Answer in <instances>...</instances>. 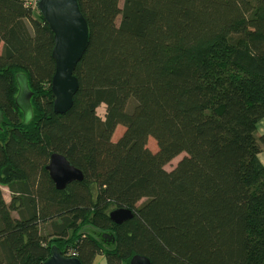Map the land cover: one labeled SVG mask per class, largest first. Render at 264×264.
Segmentation results:
<instances>
[{"label":"trees","instance_id":"1","mask_svg":"<svg viewBox=\"0 0 264 264\" xmlns=\"http://www.w3.org/2000/svg\"><path fill=\"white\" fill-rule=\"evenodd\" d=\"M119 2L78 0L89 43L60 114L53 33L36 3L0 0V264H42L52 245L82 264L136 254L151 264H264V0ZM19 72L32 92L28 123L14 102ZM54 152L83 179L57 189L45 168ZM116 208L133 216L116 224Z\"/></svg>","mask_w":264,"mask_h":264},{"label":"water","instance_id":"2","mask_svg":"<svg viewBox=\"0 0 264 264\" xmlns=\"http://www.w3.org/2000/svg\"><path fill=\"white\" fill-rule=\"evenodd\" d=\"M40 15L53 33L54 46L51 52L55 63L54 73L50 83L53 98V111L64 113L70 109L73 96L78 89V80L74 75L77 63L85 53L90 36V27L81 12L78 0H38L36 2ZM18 91L14 98L16 106L22 112L23 123L32 119L31 97L32 92L28 85L25 73L19 72L15 76ZM3 121V112L0 110V123ZM49 177L57 189L64 188L72 181H81L83 173L73 166L67 158L57 152L50 155L46 165ZM8 177L9 166L2 169ZM132 210L116 208L110 211L109 217L116 224L130 219ZM102 237L113 242V235L104 233ZM42 264H82L77 257H69L62 250L52 245L50 255ZM128 264H151L143 255H133Z\"/></svg>","mask_w":264,"mask_h":264},{"label":"rangeland","instance_id":"3","mask_svg":"<svg viewBox=\"0 0 264 264\" xmlns=\"http://www.w3.org/2000/svg\"><path fill=\"white\" fill-rule=\"evenodd\" d=\"M29 3L32 4V6L35 8V3L37 0H27ZM119 5L121 6L122 5V0H120L119 2ZM120 20V16H118L116 18V23L118 24ZM133 101L130 100V104L132 103ZM97 114L103 119L104 118V114H105V104H100L98 107H97ZM124 128L122 125H117V127L115 128V131L113 133V136H112V140L115 141L120 135L121 133L123 132ZM264 135V134H263ZM259 136H257L258 138ZM147 148L151 151H156L157 150V144L155 142L154 139L152 138H148L147 140ZM259 146H260V158H263L264 159V141H261L259 140ZM184 155V153H181L179 154L178 156H176L175 158H173L170 162H168L164 168L166 170H171L172 168H174V166L177 164V162L182 158V156ZM2 189V192H3V197L5 199V201H9L10 198H11V192L10 190L6 187V186H2L1 187ZM13 215H16L15 213H13ZM40 229H41V232L48 236L52 231H50V227H49V224H43L40 226ZM104 241V240H103ZM105 241H108V239L105 238ZM104 241V243H105ZM109 242V241H108ZM94 264H106L105 263V259L101 256V255H98L96 258H95V262Z\"/></svg>","mask_w":264,"mask_h":264},{"label":"crops","instance_id":"4","mask_svg":"<svg viewBox=\"0 0 264 264\" xmlns=\"http://www.w3.org/2000/svg\"><path fill=\"white\" fill-rule=\"evenodd\" d=\"M264 134V119H261L258 123H257V128H256V136H261ZM258 158L260 160V162L262 164H264V159L260 158V152L258 154ZM7 202V201H6Z\"/></svg>","mask_w":264,"mask_h":264},{"label":"bare ground","instance_id":"5","mask_svg":"<svg viewBox=\"0 0 264 264\" xmlns=\"http://www.w3.org/2000/svg\"><path fill=\"white\" fill-rule=\"evenodd\" d=\"M130 261V260H129ZM129 263V262H128Z\"/></svg>","mask_w":264,"mask_h":264},{"label":"flooded vegetation","instance_id":"6","mask_svg":"<svg viewBox=\"0 0 264 264\" xmlns=\"http://www.w3.org/2000/svg\"><path fill=\"white\" fill-rule=\"evenodd\" d=\"M102 236V235H101Z\"/></svg>","mask_w":264,"mask_h":264}]
</instances>
